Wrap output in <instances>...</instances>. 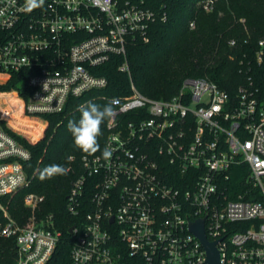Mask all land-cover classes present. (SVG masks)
Masks as SVG:
<instances>
[{"label": "built area", "instance_id": "2783aa9c", "mask_svg": "<svg viewBox=\"0 0 264 264\" xmlns=\"http://www.w3.org/2000/svg\"><path fill=\"white\" fill-rule=\"evenodd\" d=\"M216 1L200 3L211 11ZM24 2L0 0V74L4 82L23 74L28 116L61 112L70 97L106 87L92 69L114 55L130 74L128 44L148 41L151 25L167 18L135 0H45L31 13ZM239 72L232 90L187 78L178 94L154 98L132 81L131 93L111 99L116 115L106 123L104 148L112 155H82L67 196L78 219L69 264H209L191 230L199 219L217 241L220 264H264V36L252 55L243 53ZM5 118L3 111L0 236L16 239V264H48L62 231L53 214L38 217L44 196L25 195L31 214L23 224L3 202L27 185L31 159Z\"/></svg>", "mask_w": 264, "mask_h": 264}, {"label": "trees", "instance_id": "16d2710c", "mask_svg": "<svg viewBox=\"0 0 264 264\" xmlns=\"http://www.w3.org/2000/svg\"><path fill=\"white\" fill-rule=\"evenodd\" d=\"M157 11L167 13L151 25L150 39L131 40L127 48L130 74L119 69L122 55H114L93 72L108 79V85L91 89L81 96L70 97L65 109L58 113L42 115L48 121L44 136L37 142L28 140L1 120L3 127L31 152V159L24 162L28 183L3 202L20 224L31 211L25 206L26 194L44 196L38 217L53 214L55 226L62 231L59 245L48 264H69L74 235L69 231L78 224L77 217L66 209L67 196L80 171L79 159L83 153L75 144L67 128L70 120L80 118L79 108L88 103L105 105L112 98L131 93V82L143 93L154 98H171L178 94L187 78L209 77L224 88L232 90L242 79L239 72L240 58L244 52L252 55L255 43L264 36V0H217L214 10L206 11L202 0H135ZM195 21V26L190 22ZM236 40L232 44V40ZM235 83V84H233ZM17 91L28 98V87L22 73H13L0 83V92ZM107 121L98 137L101 153L107 133ZM41 132V129H38ZM70 158V157H72ZM51 164L64 166L68 171L52 179L41 181L38 170ZM233 173L238 174L234 169ZM237 177L234 184H239ZM0 219H4L0 210ZM15 238L0 236V264H16Z\"/></svg>", "mask_w": 264, "mask_h": 264}, {"label": "clouds", "instance_id": "9594fccd", "mask_svg": "<svg viewBox=\"0 0 264 264\" xmlns=\"http://www.w3.org/2000/svg\"><path fill=\"white\" fill-rule=\"evenodd\" d=\"M45 3V0H25L23 8L27 13L41 8ZM80 118L78 120H70L67 128L70 131L75 146L85 154H95L100 151V144L98 137L102 134V125L108 121L114 123L115 109L113 102H109L103 106L88 103L82 105L79 108ZM103 158L109 159L112 155V151L105 147L103 149ZM67 169L59 164H51L44 167L42 170H38V178L43 181L46 179H52L59 175L67 174Z\"/></svg>", "mask_w": 264, "mask_h": 264}, {"label": "rangeland", "instance_id": "374dc122", "mask_svg": "<svg viewBox=\"0 0 264 264\" xmlns=\"http://www.w3.org/2000/svg\"><path fill=\"white\" fill-rule=\"evenodd\" d=\"M5 75L0 74V83L4 82ZM23 102L17 91L0 92V114H7V125L16 132L24 135L28 140L37 142L45 133L48 121L42 115L28 116L23 113ZM41 129V132H38Z\"/></svg>", "mask_w": 264, "mask_h": 264}, {"label": "water", "instance_id": "95a60500", "mask_svg": "<svg viewBox=\"0 0 264 264\" xmlns=\"http://www.w3.org/2000/svg\"><path fill=\"white\" fill-rule=\"evenodd\" d=\"M72 230L73 227L69 231L72 232ZM191 230L201 239L203 245L206 247L209 264H220V253L217 248V241L208 240L203 219L193 222L191 224Z\"/></svg>", "mask_w": 264, "mask_h": 264}]
</instances>
